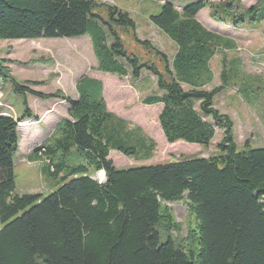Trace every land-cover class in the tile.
I'll list each match as a JSON object with an SVG mask.
<instances>
[{"label": "trees", "instance_id": "16d2710c", "mask_svg": "<svg viewBox=\"0 0 264 264\" xmlns=\"http://www.w3.org/2000/svg\"><path fill=\"white\" fill-rule=\"evenodd\" d=\"M203 8L213 21L235 28L264 19V0L249 7L242 0H198L182 8L164 2L149 21L175 45L169 59L136 37L127 11L106 2L0 0V39L88 35L99 71L138 79L145 70L155 76L156 92L140 103L161 104L157 119L166 142L207 147L215 129L221 130L216 155L117 168L110 150L141 161L154 156L156 143L108 110L102 83L95 93L96 79L84 86L80 77L77 99L61 91L41 93L19 85L0 58V76L12 81L15 93L59 98L68 106V118L27 157L44 156L52 176L65 167L53 161L56 154L75 149L88 159L87 165L71 167L45 196L15 193L18 123L32 115L27 102L20 118L0 113V264H264V147L245 141L247 147L238 151L231 119L213 106L224 87L223 66L221 84L204 88L212 81L214 55L233 42L198 21ZM128 29L153 58L143 61L126 51L118 30ZM96 171H104L103 181L92 177ZM182 199L192 223L184 237L173 236L180 225L167 203Z\"/></svg>", "mask_w": 264, "mask_h": 264}, {"label": "rangeland", "instance_id": "374dc122", "mask_svg": "<svg viewBox=\"0 0 264 264\" xmlns=\"http://www.w3.org/2000/svg\"><path fill=\"white\" fill-rule=\"evenodd\" d=\"M96 1H103L127 11L135 23L136 37L140 40H149L153 47L171 59L176 50L175 45L149 21V17L158 13L164 2L182 8L198 0ZM255 1L242 0V3L249 7ZM197 19L208 30L233 42L231 48L217 51L210 62L212 81L204 88L211 89L221 84L222 66L226 74L224 87L213 97V106L231 119L232 136L238 151L247 147L245 141H248L251 148L264 147V19L260 22L244 23L241 27L235 28L213 21L207 8L197 13ZM118 32L129 54L138 55L143 61L153 58L150 53L145 56L144 49L133 38L131 29ZM0 58L4 60V66L19 85L41 93L61 91L71 98L75 94L77 99L79 92L73 87L74 80L83 76L84 80L80 81V84L85 86L87 79L95 78L96 81L91 87L95 93L102 83L103 98L108 110L141 128L144 135L156 143L154 156L141 161H135L132 157L110 150L108 158L117 168L154 165L176 160L179 155L207 158L218 154L216 144L221 138L220 129H215L207 147L181 140L166 142L157 119L161 104L140 103L141 98L156 92L155 76L145 70L141 71L138 79L129 75L118 77L99 71L88 35L79 38L0 39ZM155 63L160 66L157 61ZM62 75L65 77H61ZM31 81L37 84H31ZM24 102H27L31 115L43 113L45 109L51 111V115L41 125L34 124L33 120H37L39 116L33 115L18 123L20 142L13 158L14 192L39 193L45 196L60 184V179L71 167L78 164L87 165L88 159L75 149L64 156L56 154L51 157L53 161L55 163L60 161L65 167L59 174L52 176L47 170L48 160L44 156L27 157L34 148L44 143L55 123L67 116V112L61 99L44 100L28 92L15 93L12 81L0 76V113L20 118L25 109ZM92 177L99 181L104 179L100 171L93 173ZM167 206L174 221L180 225L178 232H172L173 236L177 234L184 237L187 225L192 223L185 199L167 203Z\"/></svg>", "mask_w": 264, "mask_h": 264}, {"label": "crops", "instance_id": "0c3cea01", "mask_svg": "<svg viewBox=\"0 0 264 264\" xmlns=\"http://www.w3.org/2000/svg\"><path fill=\"white\" fill-rule=\"evenodd\" d=\"M83 75L87 76L86 74H83ZM61 77H65V76L62 75ZM78 79H79V78H78ZM78 79H77V80H78ZM94 79H95V78H94ZM77 80H74V86H73V87H74L75 91H76L75 85H76V81H77ZM102 86H103V85H102ZM72 99H76V95H75V94H74V96L72 97ZM61 103L65 104V106H66V109H65V110H66V112H67V111H68V106H67V104H66L65 101H63V100H61ZM1 113H2V114H8V113H4V112H1ZM8 115H9V114H8ZM32 115H33V114H32ZM50 115H51V111H48V110L45 109L43 113H40V114H38V113L36 114V113H35L33 116H35V117H36V116H37V117L39 116V118H38L37 120H33V119H32V120L35 121L34 124H36V125H37V124L41 125V124H44V123L48 120V117H49ZM11 116H12V115H11ZM12 117H13V116H12ZM13 118H14V117H13ZM63 118H68V115L65 116V117H62V118H60V119H63ZM58 121H59V120H58ZM58 121H57V122H58ZM57 122H56V123H57ZM56 123H55V124H56ZM28 134H29V133H28ZM29 135H30V134H29ZM45 140H46V139H45ZM29 144H30V143H29ZM29 144H28V145H29Z\"/></svg>", "mask_w": 264, "mask_h": 264}, {"label": "water", "instance_id": "95a60500", "mask_svg": "<svg viewBox=\"0 0 264 264\" xmlns=\"http://www.w3.org/2000/svg\"><path fill=\"white\" fill-rule=\"evenodd\" d=\"M102 172V174H103V178H104V171H101ZM104 180V179H103Z\"/></svg>", "mask_w": 264, "mask_h": 264}, {"label": "bare ground", "instance_id": "6f19581e", "mask_svg": "<svg viewBox=\"0 0 264 264\" xmlns=\"http://www.w3.org/2000/svg\"><path fill=\"white\" fill-rule=\"evenodd\" d=\"M22 124V123H21ZM21 127V126H20ZM101 172V171H100Z\"/></svg>", "mask_w": 264, "mask_h": 264}]
</instances>
